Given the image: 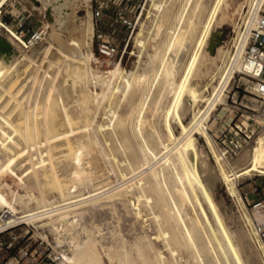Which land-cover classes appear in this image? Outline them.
<instances>
[{
  "label": "bare ground",
  "instance_id": "1",
  "mask_svg": "<svg viewBox=\"0 0 264 264\" xmlns=\"http://www.w3.org/2000/svg\"><path fill=\"white\" fill-rule=\"evenodd\" d=\"M7 1L8 0H0V11L2 5ZM76 1L77 0H46L44 2L53 12L52 24L55 31L53 34L55 38L59 40V52L66 55V57L73 60V62L83 61L85 64H83L85 66L84 70H80V68L83 67H79L77 64L73 70L75 77L84 85V98L89 100L90 97H93L97 99L98 104H100V101L105 98V100L109 99L112 103L115 96H123V99L120 101V110L111 104H108L109 106L107 105L109 107L108 112L111 115V122L98 124L99 127L97 130L101 135L106 136L110 128L111 134H114L115 138L111 136L109 139L111 140L114 138L119 141V144L115 143L112 146V143H110V147L113 151H118L120 149L125 151L126 157L121 163L125 161L126 163L123 164V169H130L132 175L131 183L128 182L130 184L124 188H117V186L112 189L99 190L100 192L91 193L88 196L85 195V197L81 199H71L75 197L74 194L78 186L91 183L95 177L96 169L92 171L83 165V155L94 152V146L100 142V136L96 137L97 135L94 134L96 138L93 139V136L91 137L89 134L90 132L84 133V131L92 128L93 119L90 121L84 118L86 122H83V124H77L75 122V118L69 110L71 98L70 88L60 86L58 83L60 81L57 82L59 85L57 86L56 84L53 89H48L49 86H44L45 89L39 101V103H44L45 100L49 102V111L44 112H48L45 123V137L40 134L38 143L35 141L39 144V152L37 153H40V155H37L39 156V160L34 163L36 164L37 175H35L36 172L33 174V166L31 165L28 155L29 151L27 150L29 145H25V135L23 131V115L25 113L22 115V104L26 96L27 73L29 72V65L31 66V64L26 65L25 60L28 59L29 61H33L34 59H32L31 56L25 55L24 58L18 60L19 58L16 56L14 46L0 39V207L5 209L4 215L0 217V231H5L10 227L17 226L21 221L34 225H37V222H41L39 225L47 228L53 233L55 239H57L56 242L59 244L63 243L61 247L65 246L62 248L63 251L61 250L63 255L60 261L61 264H105V257L109 259L112 257L110 247L104 245L100 239L98 240L89 232H87L85 236H82L78 226L85 211L90 207L109 204L111 206H116L119 202L123 204L128 211L134 213L135 217L141 221L142 227L147 228L150 224L148 221L153 220L157 228L154 236L149 235L144 229L143 236L132 243L127 242L125 239H121L115 251L119 264H243L240 258L241 256L239 257L238 254L239 249H235L232 243L233 241H230L231 237L228 236L229 234H227L226 229L222 226L217 228L210 218L208 210L204 205L205 203H203L205 199L202 198L201 193L206 196L207 200H209L208 198L210 197L208 191L205 190L206 188L204 189L203 183L198 177L196 171L198 168L196 167L195 169L194 164L197 158L194 157L193 151L187 147L185 141L188 136L195 131H199L201 135L204 136L218 165V174L220 178L225 182L229 193L236 196L239 202L244 205L245 201L240 194L238 181L241 176L250 174L253 171L264 174V132L258 136L256 143L249 151L247 150V152L245 151L241 154L237 162H231V160L227 158L228 156L226 157L225 152L218 150L220 148L216 147V142L214 143V140L210 136L206 124V120L209 118L211 111L217 106L218 97L222 89L231 79V70L233 69L230 70V73L227 72V75L225 74L228 70L226 68L224 74L227 76H223L224 81L222 82V86H219V88H221L217 89L215 94L207 93L205 95V92L202 94L198 93L199 91L196 86L189 80V75L194 71L199 56V49L197 48L198 51H195L188 66L187 73H185L186 77L184 75L185 79H182L183 81L176 83L174 80L165 79L166 81L160 84L157 95L152 101L149 100L148 95L150 91H148V93L146 92L143 94L141 101L133 107L131 103L127 101V95L133 87L135 88L137 86L136 88L139 89L142 84L141 81L147 79V67L150 65V62L147 60L142 63V65L136 63L137 67L130 72L125 71L121 63L118 62L113 69L108 71V75L98 80L97 75L94 74L95 72L92 70L89 63L94 57L93 51L89 50L86 52L85 50L84 52L82 50V46L84 44L89 45V42L83 40V42L80 43L74 40L71 43L72 47L67 51L66 47L68 46H66L67 44L61 38L62 34L69 30L67 19L70 9L74 8ZM164 1L165 0H160L159 2L154 1L153 4L159 11L156 14L158 19L152 28L154 36H150L153 39L157 38L165 27L163 20L165 14L162 15L163 7L166 4ZM263 1L264 0H256V5L254 4L255 8L253 10L252 8L250 9L252 12L250 11L251 14L247 22V28L254 23L255 16L262 7ZM185 2L183 12L179 15L177 22L167 28V35L169 36L171 33L165 48V53L168 54V57L161 58L162 61L159 59L161 61L159 66L162 64L161 73L165 72L168 77L177 70V65L182 60L185 48L184 44L186 40H188L187 38L193 36L196 32L195 20L193 18L186 19V15H184L190 0H185ZM251 5L253 4L251 3ZM197 7L198 3L195 4L194 8L196 9ZM161 15L162 18H160ZM211 15L212 16H210L207 21H204L205 23L203 24L204 27L201 31V36L199 34L200 37H197L199 38L196 43L198 46L203 45V42L210 39L213 35L212 20L214 13ZM72 16L75 20L76 15L73 14ZM74 22H76V20ZM0 23H3L1 19ZM76 25L84 35L89 36L95 32V26L93 27L90 20L89 22L84 21L79 25L76 23ZM8 29L13 36L21 42H24L23 38L14 29ZM246 36L247 30L242 33L240 32L235 39L234 50H230L227 47L225 48V46H219L217 47V53L220 52L222 48H225L223 50L225 54L229 55L232 59L230 60L234 66L244 71L252 69L255 74H259L261 71V62L255 60L246 62L243 59L247 46ZM136 38L137 43L139 42L142 46L145 45V41L141 39L142 37H140V34ZM36 51L37 49H35L33 53ZM154 53L152 55L149 54L151 60L154 55L156 57V55L160 54H158V50L156 51V49ZM45 58L47 57L45 56ZM138 62H142L141 57ZM62 67H64V65ZM172 78L176 79L175 76H172ZM92 79H95V84L100 82L102 85L100 93L93 92L89 89V83H92L90 82ZM34 80H36V77ZM256 86L257 83H255L254 87ZM150 87H152V85ZM216 88L217 87L214 88L215 91ZM171 92H173L174 97L173 100L171 99V106H167L166 112L169 118L183 116L191 107L195 109V106L199 104L200 100L206 101L207 106L205 109H198V111L194 112L183 135L176 136L174 130L171 127H167V132L162 134L166 142L163 146H160L159 136L161 132L155 121L159 113L161 101ZM30 97L29 95V98ZM38 105H34V107L37 108ZM83 106H85V104ZM28 107L27 109H31V106ZM85 110L89 111L88 106H85ZM39 111L37 110L36 116L40 113ZM31 112L32 111H30V113ZM133 113L136 114L135 120L128 124L129 118ZM35 115L33 112V117H35ZM41 116L42 115H38V118H41ZM42 122L39 120L34 122L33 129L35 132H44H42L44 125H42ZM33 126L31 125V127ZM235 126L239 131L244 132L237 124H235ZM37 133H32V137H34L33 135H37ZM247 136L250 139L252 138L251 133H247ZM32 139L34 140V138ZM109 139L105 138L104 141L107 143ZM45 140L50 142L49 147L45 145L48 148L42 147ZM134 142H137V144ZM32 145L34 146V144ZM53 150L54 152L56 151L55 153H60L61 160L53 159L56 157L53 156L55 154L52 152ZM103 153L106 154L104 148ZM111 154L114 155L115 159L117 158L115 153L111 152ZM32 156L35 157V155ZM193 161L195 162L193 163ZM244 162L248 164H244ZM123 169L120 170L122 171ZM122 174L124 177H127V173L122 171ZM213 175L216 177L215 174ZM8 177L17 180L18 185L24 188L26 192L21 193L18 190H14L11 192V195H9L4 190V187L10 186L7 179ZM209 179L212 180V176H210ZM3 181L5 182L3 183ZM36 181L44 185L52 183V185L50 184L51 189L56 192L57 190L60 191L62 195H64V200L66 202L59 204L54 197V199H42L41 195L39 197L34 191ZM24 189L22 190L24 191ZM189 198H193L195 205L199 207L205 222V228L200 225V222L198 223L195 216H193L194 214L192 215L193 212H191V209L193 207L190 206L191 209L188 211L190 204L187 206V200ZM85 202H87L86 206L80 205ZM31 204H35L36 207L31 208ZM18 205L25 206L27 209L21 211ZM147 209L151 212H142ZM150 213L153 214V217H146L147 214ZM214 213L216 214V212ZM242 215L247 229L239 228L240 230H235L233 235V240L235 239L236 243L235 245L236 247H240L244 242L243 240H247V238L255 240V243L261 248V257L264 262V245L257 237L254 229L250 226L251 218L247 206ZM67 232H69L68 237L70 238V240H67L68 243L66 241ZM212 245H215L216 251L213 250ZM250 256L248 255V260H250ZM251 260L253 259L251 258Z\"/></svg>",
  "mask_w": 264,
  "mask_h": 264
},
{
  "label": "rangeland",
  "instance_id": "2",
  "mask_svg": "<svg viewBox=\"0 0 264 264\" xmlns=\"http://www.w3.org/2000/svg\"><path fill=\"white\" fill-rule=\"evenodd\" d=\"M42 1L44 2L46 0H8L4 5H2L0 11V19L3 22L0 23V39L14 46L16 56L19 58L18 60L24 58L25 55L31 56V58L34 59L33 61H29L28 59L25 60L26 65L31 64V66L29 65V72L27 73L26 79V100L24 99L23 103L25 106L22 104V115L25 113L23 115L25 145H29L27 147V150L29 151L28 155L31 161V165L33 166V174H35L36 172L35 175H37V168L35 167L36 164L34 163L39 160V156L37 155H40V153H37L39 152V144H37L38 139L40 138V134L43 135V137H45L44 135L46 134L45 123L47 120L46 116H48V112H44L49 111V102L45 100L44 103H39V101L46 86H49L48 89H53L56 84L57 86L60 84V86L70 88L71 98L69 110L75 118V122L77 124H83V122H86V118L90 121L93 119V124L91 126L92 128L84 131V133L90 132L89 134L91 135V137L93 136V139L100 136V142L95 144L96 146H94L95 153L91 152L83 155V165L92 171L96 169L95 177L92 181L93 183L91 182L92 185L91 183H89L78 186L77 191H75L74 194L75 197L71 199H81L82 197H85V195L88 196L91 193L100 192L104 189H112L117 186V188H124L131 183L132 177L130 169H123V164H125L126 162L124 161L123 163H121V161L125 159L126 153L123 149H120L118 151L111 150L110 143H112V146L115 143L119 144V141H117V139H114L115 135L111 134L110 128L108 129V133L106 134V136L101 135V133L97 130V128L99 127L98 124L111 122V115L108 112V106L111 104L112 106H115V108L117 107L120 110V101L121 99H123V96H115L112 103L109 99L105 100V98L104 100L100 101V104H98L97 99L93 97H90L89 100L84 98V85L78 78L75 77V74H73V70L76 64L79 67H83L80 68V70H84L85 64L83 61L73 62V60L69 59L68 57H66V55L59 52V40L55 38L53 34L55 33L52 24L53 12L51 11L50 7ZM154 1L159 2L160 0H132L123 3L122 6L125 7L126 12L129 13L131 10H136V15L140 14V19L136 22L135 26L129 28L121 23H116L113 26L111 25L113 21L111 17V15L113 14V10L105 16L102 24L103 30L111 34L114 37L115 42L121 46L122 57L119 60L117 59L112 62L107 60L99 52L96 39L93 36L95 32L87 36L84 35L80 28L77 27L76 23L79 25L84 21L89 22V20L94 27L93 15H91L93 13L90 7L91 0H77L74 4V8L70 9L69 17L67 19L69 30L63 33L61 36V38L67 44L66 46H68L66 47V50L69 51V49L72 47L71 43L74 40L80 43H82L83 40L88 41L89 45L84 44L82 46V50L84 52L85 50L86 52L89 50L93 51L94 57L89 63L95 73L93 71L92 72L97 75L98 80L108 75V71L113 69L115 67V64H117L118 62L121 63V66L125 71L130 72L131 70H134L135 67H137L138 63L142 65V63L148 60V62H150V65L147 67V79L141 81L142 84L139 89L136 88L137 86L135 87L136 89L133 87L127 95V101L130 102L133 107H135L137 103H139L143 98V94H145L146 92L148 93V91H150L148 95L149 100L152 101L157 95V90L160 88V84L167 79L174 80L176 81V83L183 81L186 77L185 73H187V69L193 58V55L195 51H198L199 49V56L195 64L194 71L189 75V80L196 86L199 91L198 93L202 94L205 92V95L207 93L215 94L217 92V89L221 88H219V86H222V82L224 81L223 76L226 77L228 73L232 71L231 79L222 89L220 96L218 97L217 106L211 111L209 118L206 120V124L210 136L214 140V143L216 142V147L220 148L218 150H222L223 152H225L226 156V152L229 146L228 139L230 137H235L240 141V143L242 144L240 150L238 151L237 155L233 157V159H230L231 162H237L241 154H243L245 151L247 152V150L249 151L250 148H252V146L256 143L258 136L262 132H264V99L257 97L255 94L254 85L258 81V79L252 78L247 73H245L244 70L234 66L231 61L232 59L229 57V55L225 54L223 49H225L226 47L230 50L235 49V39L240 33V30L242 29L248 14L255 8L256 0H190L187 5V9L184 12V15H186V19L193 18L195 20L196 32L193 36L187 38L188 40H186L184 44L185 48L182 60L181 62H179L180 64L178 63L176 68L177 70L173 74L169 75V77L165 72L161 73L162 64L161 66H159L162 59L164 57L166 58V56L168 57V54L165 53V48L169 40L168 37H170L171 33L169 34V36L167 35V28L177 22L179 15H181L183 12V8L186 2L185 0L164 1L166 4L163 7L162 15H166H164L163 17L165 27L162 33L157 38L153 39L151 38L152 36H154V31L152 32V28L154 27V24L158 19V16L156 14L159 12L153 5ZM196 3H198V7L195 9L194 6ZM251 3L253 5H251ZM251 8L252 10H250ZM263 9L264 1L262 7L259 10ZM212 13H214L212 20L213 35L210 39H207L205 42H203V45L198 46V44L196 45L199 39L197 37L201 36V31L204 27L203 24L205 23L204 21H207L209 17L212 16ZM73 14L77 16H75L76 22H74L75 20L72 16ZM162 15L160 18H162ZM8 28L14 29L23 38L24 42H21L15 36H13ZM33 33H42V36L38 41L31 43L29 42V39L31 38ZM139 34L140 37H142L141 39L145 41L144 46L140 45L139 42L137 43L136 37ZM219 46H225V48H222L220 52L217 53V47ZM35 49H37V51L33 53ZM155 49L156 51L158 50V54L160 53L161 55H156V57L158 58H156L154 55L153 61V59L151 60L150 55L154 53ZM159 51H161L162 53ZM45 56L47 58H45ZM140 57L142 58L141 63L138 62ZM63 65L64 67H62ZM226 68L228 69L227 71ZM224 72L227 75H225ZM172 76H175L176 79H173ZM35 77L36 80H34ZM94 80L92 79V81H90L92 83H89V89L93 92L100 93L102 85L99 81V83L95 84ZM151 85L152 87H150ZM215 87H217L216 91L214 89ZM29 95L31 96L30 98ZM173 97V92L168 93L159 105L160 109L155 122H157L156 124L161 132V135L159 136L160 146H163L166 142L162 134H165L167 132V127H171L174 130L176 136L183 135L186 130L187 124L193 117L194 112L198 111V109H205L207 106L206 101L200 100L199 104L195 106V109L191 107L183 116H175L174 118H169L166 112L167 108L171 106ZM35 98L38 100H36ZM84 104L85 106H88L89 111L85 110V106H83ZM28 105L29 107L31 106V109H27ZM34 105H38V109L34 107ZM34 109H37L38 111L40 110V113H38V115H42L41 118L39 117L40 119L38 118V115H35L37 110L35 111ZM30 111L32 112L30 113ZM33 112L35 117H33ZM135 116V113L130 116L128 124L132 123L135 120ZM34 120H39L40 122H42L43 120V133H37V131L35 132V130L33 129V124H35L34 122L36 121ZM30 121L32 122V124ZM235 124L242 128L244 132L239 131ZM31 125L33 127H31ZM32 133H37V135H33L34 137H32ZM247 133L252 134L251 139L247 136ZM94 134L97 136L95 137ZM111 136L114 138L110 140L109 138ZM32 138H34V140ZM105 138L109 139L107 143L104 141ZM45 141L43 142L42 147H49L50 142H47V140ZM185 141L187 147L193 151L194 157L197 158V160H195L196 162L193 161V163L195 162L194 166L195 169L196 167L198 168L196 169L198 177L202 181L204 189L206 188L205 190L208 191L210 197L208 198L209 200H207L206 196L201 193L202 198L205 199L203 203H205L204 205L208 210L212 222L217 228H220V226H222L226 229L227 234H229L228 236L231 237L230 241H233L231 242L234 244L235 249L240 250V253L238 250V254L239 257L241 256L240 258L242 259L241 261L243 262V264H255L256 262V264H264L261 257V248L257 245V243H255V240L246 237L247 240L244 239V242L241 245L243 248L241 246L236 247L235 245V239L233 240L235 230H238L239 228L247 229L244 217L242 215L243 211L246 208V204L245 202L244 205L241 204L236 196H233L231 193H229L225 182L220 178L218 174V165L215 161L211 149L208 147L204 136L201 135L199 131H195L190 134ZM134 143L137 144V142ZM32 144H34V146ZM103 148L106 154L103 153ZM34 152L37 154H35ZM52 152H54V150ZM111 152L115 153V155L117 156V160L114 158V155L111 154ZM32 155H35V157H33ZM53 156H56L53 158L54 160L62 159L60 157V153H55ZM245 163L246 162H244V164ZM120 169H123L122 171L127 173V177L123 176ZM213 174H215L217 178ZM210 176H212V180L209 179ZM7 179L10 186L4 187V190L9 195H11V192L14 190H18L21 193L26 192L24 188L18 185L17 180H13L9 177ZM4 182L5 181H3V183ZM238 183V187L242 197V194L245 190H251L255 185L262 187L261 195L264 197L263 173L253 171L250 174H245L241 176ZM50 184L52 185V183ZM50 184L44 185L43 183L41 184L39 181H36V184L34 186L35 193L39 197L41 195L42 199L55 198L57 203H65L66 201L64 200V195H62V193L58 190L57 192L53 191ZM22 189H24V191ZM47 191H49L51 194ZM86 204L87 202L81 203L80 205L86 206ZM188 204H190L188 211H190L191 207H193L191 209V212H193L192 215L194 214L193 216H195L198 223L200 222V225L205 228L203 216L200 212L199 207L195 205L193 198H189L187 200V206ZM18 207L21 211L27 209L25 206L21 205H18ZM30 207L34 208L36 207V205L31 204ZM142 212L149 213L151 211L147 209L143 210ZM214 212H216L217 215ZM3 213H5V209L0 207V217L3 215ZM146 217L152 218L153 214H147ZM148 222H150V227H142L143 225L141 221L135 217L134 213H132V211H128L123 204L118 202L116 206H111L109 204L105 206L95 205L90 207L87 211H85L83 217L80 219L78 228L82 236H85V234L89 232L98 240L100 239L104 245L110 247L112 257L111 259L105 257V264H119L115 251L116 246L120 243L121 239H125L127 242L132 243L133 241L140 239L143 236L145 230L151 236H154L156 234L157 228L155 222L153 220H149ZM40 223L41 222H37V225H34L32 223L21 221L17 226L10 227L9 229L2 231L0 234V241H2L5 246H9L11 254L17 255L19 258H21V260H26L30 257H33V255H37L38 252L43 249L46 250L47 253H58L61 252V250L63 251L62 248L65 247H61V244L63 243L59 244L58 242H56L57 239H55L53 233H51L47 228L40 226ZM66 236V241L70 240V238L68 237L69 232L66 233ZM212 247L213 250L216 251L215 245H212ZM241 251L243 252V254ZM248 255H251L250 260L251 258L253 260H248Z\"/></svg>",
  "mask_w": 264,
  "mask_h": 264
},
{
  "label": "built area",
  "instance_id": "3",
  "mask_svg": "<svg viewBox=\"0 0 264 264\" xmlns=\"http://www.w3.org/2000/svg\"><path fill=\"white\" fill-rule=\"evenodd\" d=\"M132 0H91V9L93 13V20L95 26L94 38L96 39L99 52L109 61L114 62L119 60L121 55V46L115 42L114 37L103 30L102 24L105 16L112 10L111 15L113 21L111 25L121 23L125 26H135L136 22L140 19V14L136 15V10L126 12L123 3ZM251 12L248 14L244 25L240 32L247 30V46L244 54V60H255L261 62V71L255 74L254 70L245 71L252 78H257V86L254 87L257 97L264 99V9L259 10L255 16L252 26L247 28V22ZM42 33H33L29 42L34 43L41 39ZM227 158L233 159L240 150L242 144L235 137L228 139ZM262 191V187L255 185L251 190L243 192V199L248 209L251 218L250 226L254 229L257 237L264 245V198H256L253 196L258 195ZM4 215V214H3ZM2 231H0L1 234ZM62 253H47L46 250H41L37 255H33L26 260H21L17 255H12L9 246H5L0 241V264H61Z\"/></svg>",
  "mask_w": 264,
  "mask_h": 264
},
{
  "label": "crops",
  "instance_id": "4",
  "mask_svg": "<svg viewBox=\"0 0 264 264\" xmlns=\"http://www.w3.org/2000/svg\"><path fill=\"white\" fill-rule=\"evenodd\" d=\"M253 198L256 199V198H264V197L261 195V192H260L258 195L253 196Z\"/></svg>",
  "mask_w": 264,
  "mask_h": 264
}]
</instances>
